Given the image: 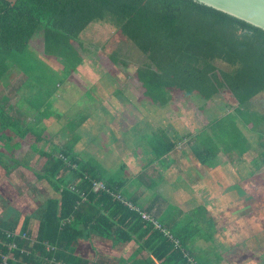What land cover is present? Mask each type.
I'll use <instances>...</instances> for the list:
<instances>
[{
  "label": "trees",
  "instance_id": "1",
  "mask_svg": "<svg viewBox=\"0 0 264 264\" xmlns=\"http://www.w3.org/2000/svg\"><path fill=\"white\" fill-rule=\"evenodd\" d=\"M97 25L110 26L115 30L114 35L126 39L139 54L132 75L138 81L137 91L142 101L163 108L181 98L200 95L209 101L229 91L237 102L230 113L235 119L252 128L264 121V115L258 112L264 113V109L257 99L264 94L262 28L197 0H0V141L3 143L0 166L7 174L21 165L29 168L19 157L21 153H17L21 142L11 141L13 135L21 138L32 135L28 140L36 143L31 145L32 149L45 158L43 169L34 174L57 194L55 198L40 200L39 222H32L29 217L19 226L18 213L11 218L0 217V264L5 257H8L7 264H120L116 254H98L100 249L94 245L97 253L92 256L94 259L85 255L83 247L95 241L101 242L104 248L117 250L136 243L137 248L130 255L132 264L138 263L137 256L143 250L149 258L143 259L144 264L150 261L152 264H217L221 256L216 252L210 255L205 249L196 251L198 240L211 241L216 233L223 234L217 219L206 207H201L194 216L183 215L172 206L164 213H154L152 207L137 204L126 187V180L118 174L108 175L95 158L73 152L74 144L81 137L76 129L82 124L84 114H76L79 120L75 118L69 124L70 141L64 146L53 144L55 139L47 131L49 122L45 121L53 113L59 85L67 88L69 77L74 78L83 64V53L88 51L87 32ZM40 35L44 55L62 62L63 69L53 68L39 54H34L32 43ZM103 55L108 69L112 70L118 62L129 65L120 51L103 47ZM37 62L48 71L50 67L61 71L63 82L50 80L46 70L35 66ZM14 69L24 75L21 86L29 88L31 95L22 96L9 109L5 103L10 101V96L3 95L2 85L15 74ZM25 113L35 121L23 118ZM227 120L217 118L208 128L222 135L227 131L222 130ZM232 123L237 128V122ZM204 133L199 138L205 149L193 144L191 152H186L187 146L180 149L188 159L193 156V162L189 161L197 172L201 171L200 164L212 165L209 162L215 161L217 154L228 150L227 142ZM246 139L248 143L251 140L252 148L239 146L238 141ZM143 140L145 137L137 145ZM182 141L183 138H172L166 132L147 138L153 155L150 163L173 158ZM232 141L235 148L245 155L251 151L256 161L264 164V151L262 158L259 155L264 144L259 147L258 140L247 136ZM44 143L52 146L49 149L38 146ZM98 182L106 189L95 191ZM156 184L153 181L151 187ZM219 187L224 189L221 184ZM234 189L242 198L232 199L231 211L244 208L242 214L252 217L256 225L255 233L243 242L248 244L259 239L263 244L264 189L251 190L248 194L237 186ZM223 194L233 197L232 189ZM143 214L151 220H144Z\"/></svg>",
  "mask_w": 264,
  "mask_h": 264
},
{
  "label": "rangeland",
  "instance_id": "2",
  "mask_svg": "<svg viewBox=\"0 0 264 264\" xmlns=\"http://www.w3.org/2000/svg\"><path fill=\"white\" fill-rule=\"evenodd\" d=\"M113 32L115 30L108 25H97L87 32L85 45L88 51L83 53L84 62L73 75L74 78L69 77L67 88L66 85H59L58 98L53 103L55 106L52 108L53 113L49 119H44L46 124L49 122L46 126L47 131L52 133L55 139L53 144L60 143L64 146L70 141L72 131L68 129L69 124L75 118L78 119L76 114H84L81 116L84 117L82 124L76 129L81 137L74 144L73 152L85 158H95L108 175L118 174L119 178L126 180V187L131 190L137 204L144 208L152 207L154 213H164L170 206L187 216L199 213L201 207L211 211L210 215L217 219L218 227L223 234L216 233L211 241L198 240L197 253L202 249L210 255L216 252L221 256L217 264H263L264 243L260 244L259 239L248 244L243 242L245 238L255 233L256 225L252 217L242 214L244 208L237 212L231 211V205L232 199L242 198L234 189L236 186L247 194L251 190L264 189V164L256 161L258 159L251 151L246 155L242 153V150L235 148L231 141L236 142V139L240 140L247 136L258 140L260 147V144H264V137L261 136L264 135V121L252 128V125L247 126L239 119H235L230 113L237 106V102L229 91L209 101L200 95L181 98L163 108L150 101H142L140 92L137 91L138 81L132 75L133 65L139 54L132 49L131 43L123 37L114 35ZM103 47L120 51L129 65L124 66L118 62L112 70L108 69ZM32 48L35 55L39 54L53 68L63 69L62 62L44 55L41 35L35 38ZM35 66L46 70L41 62L35 63ZM52 67L49 71L46 70V75L50 80L61 84L64 78L59 73L62 72L52 70ZM22 77L24 75L16 71L11 77V83L2 85L3 95L10 96V103L13 106L21 101L22 96L31 95L29 88L21 86L23 81H18ZM257 99L264 109V94ZM258 112L264 115L263 112ZM28 116L30 114H22L26 120L35 121L34 117ZM221 117L228 119L224 123L226 128L221 127L227 131L219 135L213 132L212 128L210 130L208 124ZM232 122H237V128ZM216 127L219 129V126ZM164 132L172 138H183L178 145L179 151L173 158L170 157V160L150 163L153 155L146 139ZM204 132L214 135L213 138L217 141L227 142L228 150L215 153L217 154L215 161L209 162L213 164H200L201 171L197 172L191 164L193 156L190 155L191 159H188L180 149L187 146L186 152H191L194 145L204 148L203 141L200 142L199 138L205 134ZM12 137L14 139L11 143L21 142L17 153H21L19 157L29 168L21 165L7 174V170L0 166V217L11 218L18 213L17 220L19 226H22L29 217L32 222L33 220L39 222L42 205L40 200L55 198L57 194L45 181H39L34 174V171L43 169L45 158L32 149L31 145L36 144L28 141L32 135L27 134L23 138L15 135ZM143 137L144 142L137 145L138 140ZM238 142L239 146L249 148L252 144L251 140L249 144L247 139L245 142ZM2 144L0 141V145ZM38 146L49 149L52 145L44 143ZM257 146L255 143V147ZM263 151L264 149H259L260 157ZM189 160L191 162H188ZM206 180L209 181L205 182ZM153 181L157 184L151 187ZM219 184L224 189L219 187ZM229 189H232V198L223 194V191L227 192ZM220 192L223 194L222 197ZM248 197L250 196L247 195L245 198ZM228 200L230 202H227ZM37 226L38 223L35 224V227ZM93 245L100 249L98 254H116L121 264L134 263L130 257L137 248L134 242L120 250L104 248L99 241L85 245L82 252L91 260L94 259L92 256L97 255ZM137 257L139 260L137 264H144L143 259L147 258L146 250L140 252V256ZM149 264H152L151 261Z\"/></svg>",
  "mask_w": 264,
  "mask_h": 264
},
{
  "label": "water",
  "instance_id": "3",
  "mask_svg": "<svg viewBox=\"0 0 264 264\" xmlns=\"http://www.w3.org/2000/svg\"><path fill=\"white\" fill-rule=\"evenodd\" d=\"M264 29V0H197Z\"/></svg>",
  "mask_w": 264,
  "mask_h": 264
},
{
  "label": "built area",
  "instance_id": "4",
  "mask_svg": "<svg viewBox=\"0 0 264 264\" xmlns=\"http://www.w3.org/2000/svg\"><path fill=\"white\" fill-rule=\"evenodd\" d=\"M100 185V186H99ZM101 189H106V187L104 186V184L102 183V182H98V183H96L95 184V186H94V190L95 191H99V190H101ZM117 198H118V200H120L121 201V198H120V196H117ZM116 198V199H117ZM131 208H132V206H130ZM142 218L144 219V220H146V221H149V220H151V218L149 217V216H146V215H142ZM7 260H8V257H5V261L2 263V264H7Z\"/></svg>",
  "mask_w": 264,
  "mask_h": 264
},
{
  "label": "crops",
  "instance_id": "5",
  "mask_svg": "<svg viewBox=\"0 0 264 264\" xmlns=\"http://www.w3.org/2000/svg\"><path fill=\"white\" fill-rule=\"evenodd\" d=\"M14 70H17V69H14ZM15 72H16V71H14V73H15ZM17 72H20V73H21V71H19V70H17ZM21 74H22V73H21ZM18 81L20 82V78H19ZM5 83H7V84H10V83H11V76H10V78H9V81H8V82H5ZM5 83H4V84H5ZM4 84H3V85H4ZM5 105L8 106L9 109H10V106H11L12 104L10 103V101H7V102L5 103ZM1 135H2V134L0 133V137H1ZM0 146H1V145H0ZM188 162H190V161H188ZM194 169H195V168H194ZM207 181H209V180H206L205 182H207ZM132 197H133V196H132ZM117 258H119V257L116 256V259H117ZM118 261H120V258H119ZM120 264H121V263H120Z\"/></svg>",
  "mask_w": 264,
  "mask_h": 264
},
{
  "label": "bare ground",
  "instance_id": "6",
  "mask_svg": "<svg viewBox=\"0 0 264 264\" xmlns=\"http://www.w3.org/2000/svg\"><path fill=\"white\" fill-rule=\"evenodd\" d=\"M231 251V250H230ZM229 252V251H228Z\"/></svg>",
  "mask_w": 264,
  "mask_h": 264
}]
</instances>
